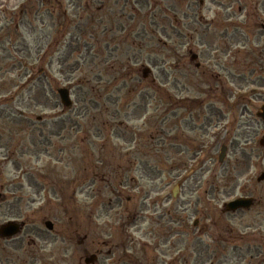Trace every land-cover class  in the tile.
<instances>
[{
  "label": "rangeland",
  "instance_id": "374dc122",
  "mask_svg": "<svg viewBox=\"0 0 264 264\" xmlns=\"http://www.w3.org/2000/svg\"><path fill=\"white\" fill-rule=\"evenodd\" d=\"M87 1L62 0L64 17L0 0V224L26 225L0 264H264L263 7L205 2L197 23L190 0ZM228 47L230 69L212 67ZM244 194L259 202L220 212ZM226 223L246 234L235 247L211 238Z\"/></svg>",
  "mask_w": 264,
  "mask_h": 264
},
{
  "label": "flooded vegetation",
  "instance_id": "af4514ba",
  "mask_svg": "<svg viewBox=\"0 0 264 264\" xmlns=\"http://www.w3.org/2000/svg\"><path fill=\"white\" fill-rule=\"evenodd\" d=\"M222 0H190L188 1V5L189 7L192 8V14L194 15L195 14V6H200V7H203L205 5V2L207 3H210L212 5H220ZM245 0H227L226 3L227 4H233L235 3L237 5L236 7V10L238 11H241L242 9L245 8V3L244 2ZM255 1H256V5L255 7H258L260 6V8H264V1L262 0H254L252 1L254 4H255ZM38 3L41 5V8L38 6ZM34 4L36 5L37 4V7H35V11L38 13L40 11H49L52 15H55L56 13H59V14H64L66 15V10L65 8L63 7V3H62V0H34ZM262 8V12L260 11L259 9V12L260 14H258V12L255 11V14L257 16L259 15H263L264 14V10ZM41 9V10H39ZM195 16V15H194ZM41 24L43 25V21L41 22ZM261 30L262 32L264 31V21L261 22ZM56 32V36L57 37H61L64 35V31H63V26L60 24V26H58L57 30L55 31ZM257 44V55H259V58L261 61H263V58H264V43H261V42H256ZM201 46V45H200ZM244 48H245V45L243 44ZM245 51V49H244ZM231 49L228 47L227 49H222V50H219V49H214L213 52L210 54V57H211V62H210V65L213 67L215 66V68H218L220 67L221 69H230L229 68V64H230V59H231ZM197 59L196 61L194 62V68L196 70H201V66H202V62L204 60H207L206 58V55L205 54H202L200 55V57H198V54H197ZM199 59H202L203 61H199ZM196 64H198L196 66ZM174 68L175 69H180L179 67V64H175L174 65ZM219 68V69H220ZM248 196V195H246ZM255 201V200H254ZM256 202H259V200H257ZM239 210H244V209H239ZM236 211H229V212H224L222 214H234ZM212 221V220H211ZM215 222L212 221V223L210 222V227H213L215 226ZM234 229L232 227H228L227 226V223L226 225L224 224V228H223V232L226 234V237H224L225 234H222V231L218 232L217 235L215 234H211V238L215 240H219V241H223V242H229V243H232V246H236L235 243L236 242H240V238L242 239L243 238V235H246L244 232H238V231H233ZM212 233V232H211ZM258 233L261 235V229H258ZM264 237V236H262ZM260 237V243L263 242V238ZM218 238V239H217ZM257 257V255H251L250 258H255ZM259 258H261V260L263 259L264 257V252L260 253V255L258 256ZM239 261V259H237ZM248 264H254L253 262L251 263V261L248 262Z\"/></svg>",
  "mask_w": 264,
  "mask_h": 264
},
{
  "label": "water",
  "instance_id": "95a60500",
  "mask_svg": "<svg viewBox=\"0 0 264 264\" xmlns=\"http://www.w3.org/2000/svg\"><path fill=\"white\" fill-rule=\"evenodd\" d=\"M193 57V56H191ZM143 77H146V70L144 71ZM58 95H60V100L61 103L65 106H69L71 104L70 101V95L68 93V90L66 88L63 89H59L58 90ZM257 116H259L261 119L264 120V105H262L260 107V110L256 113ZM261 144H264V141L261 140ZM226 147L223 146L220 150V155H219V161H223L225 155H226ZM264 178V174H262L259 179ZM258 179V180H259ZM174 193H175V189H174ZM1 197V194H0ZM251 203V199H246V198H239L233 201H229L228 204H226V209H232V210H236L239 209L240 207H249ZM45 226L47 229H52L53 228V224L47 220L45 223ZM23 226V223L19 224L16 221H8L5 222V224L0 225V236L1 237H5V236H12V235H16L17 232L20 231L21 227ZM95 259V255H91L90 258H87L85 260L86 263H92V261Z\"/></svg>",
  "mask_w": 264,
  "mask_h": 264
},
{
  "label": "trees",
  "instance_id": "16d2710c",
  "mask_svg": "<svg viewBox=\"0 0 264 264\" xmlns=\"http://www.w3.org/2000/svg\"><path fill=\"white\" fill-rule=\"evenodd\" d=\"M149 33H150V35H153L154 34V30H152V29H149ZM128 66V65H127ZM43 71V70H42ZM131 73H133V71H130V72H127V74H126V77L123 79V82H125V84H127V81L128 80H130L129 79V75L131 74ZM141 80V79H140ZM25 144V140L23 139V137L21 138V137H19L18 139H17V142L12 146L13 147V150L15 151V150H20V148H22V146H25L24 145ZM10 156H12V155H14V152L10 149ZM9 156V155H8Z\"/></svg>",
  "mask_w": 264,
  "mask_h": 264
}]
</instances>
